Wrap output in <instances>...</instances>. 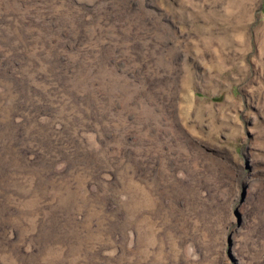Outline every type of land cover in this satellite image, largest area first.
Listing matches in <instances>:
<instances>
[{"label": "rangeland", "instance_id": "1", "mask_svg": "<svg viewBox=\"0 0 264 264\" xmlns=\"http://www.w3.org/2000/svg\"><path fill=\"white\" fill-rule=\"evenodd\" d=\"M0 264H264V0H0Z\"/></svg>", "mask_w": 264, "mask_h": 264}]
</instances>
